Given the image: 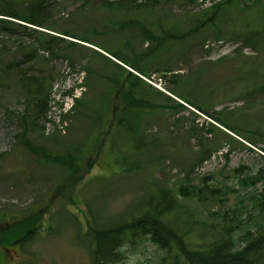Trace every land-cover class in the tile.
Listing matches in <instances>:
<instances>
[{
	"label": "rangeland",
	"instance_id": "374dc122",
	"mask_svg": "<svg viewBox=\"0 0 264 264\" xmlns=\"http://www.w3.org/2000/svg\"><path fill=\"white\" fill-rule=\"evenodd\" d=\"M223 1L0 0V236L21 220L35 229L20 248L1 245L2 263L92 264L91 228L126 221L151 192L183 183L226 199L178 197L180 213L166 217L179 218L185 241L203 245L227 211L245 207L233 223L242 247L248 211L264 208V0ZM104 52L137 64L145 82ZM129 82L146 101L136 114L117 94ZM66 154L71 166L54 161ZM120 155L140 169L119 172ZM150 241L129 237L116 264L161 262L167 253Z\"/></svg>",
	"mask_w": 264,
	"mask_h": 264
},
{
	"label": "trees",
	"instance_id": "16d2710c",
	"mask_svg": "<svg viewBox=\"0 0 264 264\" xmlns=\"http://www.w3.org/2000/svg\"><path fill=\"white\" fill-rule=\"evenodd\" d=\"M222 4L229 6L232 4V0L223 1ZM220 5L215 4L213 9L218 8ZM23 21L30 25L41 26L36 21L25 19ZM3 22L6 23V21ZM251 33L256 34V31H251ZM32 54L30 52L27 58H30ZM112 57L137 72L141 71L136 64L125 63L115 55ZM125 81H127V78ZM128 84L129 88H125L121 84H116L117 94L124 100L125 108L123 112H126L128 108L136 114L138 112L137 109L140 108L144 101L135 97L133 92L135 85L131 82ZM37 100L33 102L30 99V102L32 105L35 104L34 106L39 107ZM154 106L152 105L151 107ZM118 128L122 129L127 135L131 134L132 126L127 124L125 120L118 122ZM226 128L228 130L231 129L228 126ZM138 144L139 142L134 143V147L137 148ZM27 146V149L37 153V155H44L41 149L36 151L30 143H27ZM202 148L203 146L201 145L199 151L203 153L205 159H208L211 155V150L204 153ZM69 158L70 156L66 154V156L57 157L54 161L71 166V162L68 160ZM127 161L128 158L124 155L117 157L119 172L133 174L140 169L137 162L127 163ZM239 184L240 186H247V181L240 180ZM221 192L220 189L213 187L208 189V193H204L202 188L187 183L178 186L176 192H170L163 188L154 190L150 193L151 195L144 199L140 213L133 215V218L129 221L118 225L97 227V230L91 228L90 231L94 236V241L97 242L96 249L92 255L93 264H116L120 259V255L118 253L116 254L115 251L124 244L127 238L130 237V239L136 240L141 236H148L153 245L167 253L166 257L158 264H259L261 256L264 254V220L262 217L264 215V208H262V201H258L257 210L252 209L248 211L247 218L253 220L254 226L251 228L254 231L251 232V228L246 229L242 247H236V242L233 239V223L235 220H240L243 214L242 210H245V207H236L234 210L227 211L225 214H229L230 216L228 215V221L224 224L222 230L210 234L203 245H196L185 241L186 234L181 232L179 218L173 221L174 223H171L166 217L172 212L180 213L178 211L179 196L185 199L187 197L197 198L202 202L207 200L225 202L226 199L222 198ZM222 207H226L224 203ZM225 214L224 216H227ZM31 221L21 220L5 229L0 236V245L14 243V240L20 238V233L33 234L32 230L35 229L32 225L29 226Z\"/></svg>",
	"mask_w": 264,
	"mask_h": 264
}]
</instances>
